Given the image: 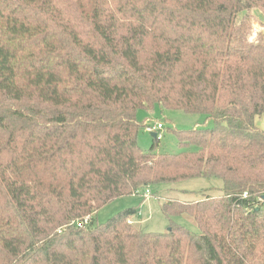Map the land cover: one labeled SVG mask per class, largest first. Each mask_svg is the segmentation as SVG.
Wrapping results in <instances>:
<instances>
[{
    "label": "trees",
    "instance_id": "1",
    "mask_svg": "<svg viewBox=\"0 0 264 264\" xmlns=\"http://www.w3.org/2000/svg\"><path fill=\"white\" fill-rule=\"evenodd\" d=\"M254 10L264 0H0V264H264ZM156 106L214 126L174 129L179 154L157 153L159 134L143 152L138 112ZM198 178L222 195L161 209L199 234L147 232L137 209L97 223L117 199Z\"/></svg>",
    "mask_w": 264,
    "mask_h": 264
},
{
    "label": "rangeland",
    "instance_id": "2",
    "mask_svg": "<svg viewBox=\"0 0 264 264\" xmlns=\"http://www.w3.org/2000/svg\"><path fill=\"white\" fill-rule=\"evenodd\" d=\"M252 14L254 22L249 36L250 42L257 41L260 34H264V14L259 10H254ZM255 29L258 30L256 35L254 34ZM138 119L146 121L148 126V128L142 129L139 133V147L143 152H149L154 144V137L151 133H158L161 139L157 143L156 152L159 154H179L184 151V149L178 146V140L173 133L174 129H211L214 126L213 121L208 120L204 115L162 110L159 106H156L152 110H140L138 112ZM158 125L162 127L158 129ZM256 126L264 131V114L257 118ZM154 127L157 129L156 133L151 130ZM222 187L223 183L220 180L203 178L177 184L161 185L152 189V192L157 193L156 196L148 194L146 199L140 196H133L113 201L97 213L96 220L98 224H104L127 209H137L141 212V216H135L131 219V222L136 224V226L143 227L147 232L165 233L168 231L170 223L174 222L194 234H199V229L193 217L185 214L167 218L163 214L161 207L169 200L196 202L206 197L216 198L222 195Z\"/></svg>",
    "mask_w": 264,
    "mask_h": 264
},
{
    "label": "built area",
    "instance_id": "3",
    "mask_svg": "<svg viewBox=\"0 0 264 264\" xmlns=\"http://www.w3.org/2000/svg\"><path fill=\"white\" fill-rule=\"evenodd\" d=\"M258 32V30L257 29H255L254 30V34L256 35V33ZM162 126L161 125H158V129H160ZM151 130L152 131H155V133H156V131H157V129L154 127V128H151ZM154 133V132H153ZM157 135H158V133H157ZM149 194V192L147 193V195ZM245 197H246V195H245ZM263 202H264V199H261ZM90 221H91V217H86L85 219H83V220H78V221H76L75 222V224L77 225V227H79V228H82V227H84V226H86V225H88L89 223H90Z\"/></svg>",
    "mask_w": 264,
    "mask_h": 264
},
{
    "label": "water",
    "instance_id": "4",
    "mask_svg": "<svg viewBox=\"0 0 264 264\" xmlns=\"http://www.w3.org/2000/svg\"><path fill=\"white\" fill-rule=\"evenodd\" d=\"M152 136H153L154 138H156V137H157V135H156V134H154V133L152 134Z\"/></svg>",
    "mask_w": 264,
    "mask_h": 264
}]
</instances>
